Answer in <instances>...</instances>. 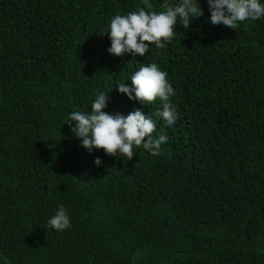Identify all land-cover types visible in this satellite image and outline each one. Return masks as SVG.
Returning <instances> with one entry per match:
<instances>
[{"label":"trees","instance_id":"trees-1","mask_svg":"<svg viewBox=\"0 0 264 264\" xmlns=\"http://www.w3.org/2000/svg\"><path fill=\"white\" fill-rule=\"evenodd\" d=\"M148 2L0 0V264H264V17L213 25L199 0L163 48L111 54V19L164 10ZM150 63L175 90L172 126L159 99L119 91ZM99 93L110 115H149L163 154L83 147L67 122Z\"/></svg>","mask_w":264,"mask_h":264},{"label":"clouds","instance_id":"clouds-1","mask_svg":"<svg viewBox=\"0 0 264 264\" xmlns=\"http://www.w3.org/2000/svg\"><path fill=\"white\" fill-rule=\"evenodd\" d=\"M145 7L152 9L153 5L144 0ZM211 10L210 22L213 25H224L237 29L245 21H255L264 17V4L260 0H208ZM163 11H132L127 15H115L109 30L111 47L108 51L116 56L124 53L145 55L150 45L163 48V41L171 42L176 31L174 25L179 19L187 28L193 18L203 16L199 0H180L177 4L165 0L160 5ZM131 86L119 83V91L127 94L129 99L141 104L151 105L157 99L163 103V108L157 113L166 125L172 126L177 120L176 110L171 106L170 96L175 94L172 84L167 79V73L160 70L156 63L139 67L130 78ZM108 95L99 93L92 103L90 114L74 111L70 113L69 122L75 121L72 132L81 138L82 146L91 151L93 148L103 149L106 154L127 157L134 156V146H142L151 155L163 154L162 145L168 140L164 133L158 138L152 134L156 130L154 120L141 110H134L127 116L122 114L110 115L104 111ZM171 154H169L170 156ZM95 163L99 165L100 159ZM49 228L63 231L71 227L66 209L61 205L48 222Z\"/></svg>","mask_w":264,"mask_h":264}]
</instances>
